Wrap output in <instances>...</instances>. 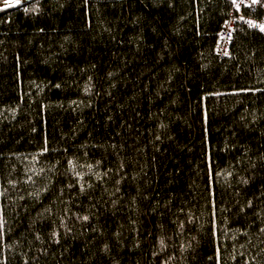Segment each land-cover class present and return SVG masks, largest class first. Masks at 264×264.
Masks as SVG:
<instances>
[{"label":"trees","instance_id":"16d2710c","mask_svg":"<svg viewBox=\"0 0 264 264\" xmlns=\"http://www.w3.org/2000/svg\"><path fill=\"white\" fill-rule=\"evenodd\" d=\"M230 11L0 9V264H264V34L220 58Z\"/></svg>","mask_w":264,"mask_h":264},{"label":"built area","instance_id":"2783aa9c","mask_svg":"<svg viewBox=\"0 0 264 264\" xmlns=\"http://www.w3.org/2000/svg\"><path fill=\"white\" fill-rule=\"evenodd\" d=\"M227 1L231 5V11L218 31L216 44V53L220 58L230 56L231 43L238 26H245L259 31H261L260 26H264V0L257 4H253L252 0H235V3L233 0ZM261 32L264 34V31Z\"/></svg>","mask_w":264,"mask_h":264},{"label":"snow or ice","instance_id":"6c2138e0","mask_svg":"<svg viewBox=\"0 0 264 264\" xmlns=\"http://www.w3.org/2000/svg\"><path fill=\"white\" fill-rule=\"evenodd\" d=\"M233 2L235 3V0H233ZM261 0H252L253 4H257L260 3ZM20 3H22V0H15V5H19ZM14 4H6L5 7H10V6H15ZM237 7H239V5H237ZM25 11H27V9H25ZM251 23V22H250ZM261 27V31H264V26H260ZM227 54V53H225ZM84 220H87L88 217H83ZM163 240H161V244L163 245Z\"/></svg>","mask_w":264,"mask_h":264},{"label":"water","instance_id":"95a60500","mask_svg":"<svg viewBox=\"0 0 264 264\" xmlns=\"http://www.w3.org/2000/svg\"><path fill=\"white\" fill-rule=\"evenodd\" d=\"M30 1H32V0H22V3H20L19 5L25 4V3L30 2ZM6 4H14L15 5V0H1L0 1V9L7 8V7H5Z\"/></svg>","mask_w":264,"mask_h":264}]
</instances>
